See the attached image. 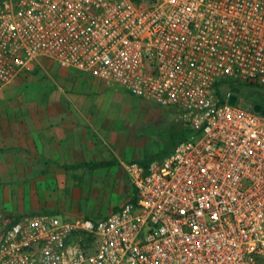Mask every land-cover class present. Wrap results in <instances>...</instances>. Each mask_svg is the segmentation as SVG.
Returning a JSON list of instances; mask_svg holds the SVG:
<instances>
[{
  "label": "built area",
  "instance_id": "1",
  "mask_svg": "<svg viewBox=\"0 0 264 264\" xmlns=\"http://www.w3.org/2000/svg\"><path fill=\"white\" fill-rule=\"evenodd\" d=\"M42 60L186 135L124 163L132 197L103 218L0 207V264H264V103L237 104L264 94V0H0V90Z\"/></svg>",
  "mask_w": 264,
  "mask_h": 264
},
{
  "label": "rangeland",
  "instance_id": "2",
  "mask_svg": "<svg viewBox=\"0 0 264 264\" xmlns=\"http://www.w3.org/2000/svg\"><path fill=\"white\" fill-rule=\"evenodd\" d=\"M90 81L42 60L13 84L0 90V115H30L34 110L37 115H45L66 99L71 115L77 112L91 115L92 101L97 97L101 101L106 98L96 105V115L107 116L93 132L92 150L86 146L79 153L84 159L70 164V177L62 190L50 194L49 200H42L61 206L57 211L67 220H96L111 214L132 192L123 164L160 160L186 135L168 111L154 108L121 90L96 86L93 89ZM103 85L98 86L105 87ZM255 103H264L263 93L244 90L238 95L237 104L242 109L251 110ZM89 132L90 129L86 130V134ZM3 138L1 132L0 207L16 215L20 213L16 210L19 205L16 198V151L13 146H6ZM37 187L43 196L40 190L51 187L55 191L58 185L40 183Z\"/></svg>",
  "mask_w": 264,
  "mask_h": 264
},
{
  "label": "crops",
  "instance_id": "3",
  "mask_svg": "<svg viewBox=\"0 0 264 264\" xmlns=\"http://www.w3.org/2000/svg\"><path fill=\"white\" fill-rule=\"evenodd\" d=\"M90 82L89 85H92L93 89L96 87L110 89L106 85L98 86L102 83L96 80ZM101 100L97 97L92 101L91 115L82 112L71 115L68 99L45 115H37L35 110L30 115H0V133H4V143L6 146H13L16 151V198L19 200L16 210L20 212L16 213L17 215L38 212L59 214L57 209L61 210V206L42 200H49L52 194L62 190V186L70 177L68 170L70 164H76L84 159L79 153L83 152L86 146L92 150L93 132L100 127L101 119L107 116L96 115V105H100L103 102ZM88 108L90 109L89 106ZM89 129L90 132L86 134V130ZM166 156L167 154L164 157ZM28 177L30 178L27 181ZM40 183L58 185V188L55 191L51 187L46 190L44 188L40 190L44 193L42 196L37 187ZM132 193L133 190L126 201L132 197Z\"/></svg>",
  "mask_w": 264,
  "mask_h": 264
},
{
  "label": "water",
  "instance_id": "4",
  "mask_svg": "<svg viewBox=\"0 0 264 264\" xmlns=\"http://www.w3.org/2000/svg\"><path fill=\"white\" fill-rule=\"evenodd\" d=\"M231 102L234 103L235 102V98H233ZM253 110L258 113V112L261 111V106L259 104H255L254 107H253ZM263 114H264V111H263Z\"/></svg>",
  "mask_w": 264,
  "mask_h": 264
},
{
  "label": "trees",
  "instance_id": "5",
  "mask_svg": "<svg viewBox=\"0 0 264 264\" xmlns=\"http://www.w3.org/2000/svg\"><path fill=\"white\" fill-rule=\"evenodd\" d=\"M184 137H185V135H184ZM184 137H183V138H184ZM183 138H182V139H183Z\"/></svg>",
  "mask_w": 264,
  "mask_h": 264
}]
</instances>
